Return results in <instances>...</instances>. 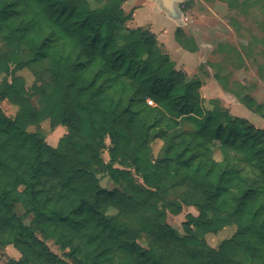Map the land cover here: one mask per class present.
<instances>
[{"label": "trees", "instance_id": "16d2710c", "mask_svg": "<svg viewBox=\"0 0 264 264\" xmlns=\"http://www.w3.org/2000/svg\"><path fill=\"white\" fill-rule=\"evenodd\" d=\"M126 1L0 0V102L16 108L0 109V251L19 254L5 264H264V130L217 102L204 110L201 82L149 30L125 26ZM239 102L264 120L263 104ZM45 120L66 129L61 153L28 131ZM101 174L123 189L102 188ZM176 188L179 203L167 202ZM184 206L197 215L179 234L163 219ZM229 226L217 248L206 243Z\"/></svg>", "mask_w": 264, "mask_h": 264}, {"label": "rangeland", "instance_id": "374dc122", "mask_svg": "<svg viewBox=\"0 0 264 264\" xmlns=\"http://www.w3.org/2000/svg\"><path fill=\"white\" fill-rule=\"evenodd\" d=\"M107 2L108 0H89V5L91 8H98ZM174 7L180 14L179 21H174L169 16L159 0H128L122 5V9L126 14L130 13L132 19L125 26L129 29L149 30L154 34L160 50L171 57L175 69L184 72L188 78L201 82L199 93L204 110L216 102L221 108L239 106L233 110L232 116L245 119L255 128L264 130V120L239 102V98L248 96L257 104L264 105V0H182ZM177 28L183 33L182 41L189 51L176 43L174 35ZM29 58L30 55L22 49L19 59L26 61ZM12 68L11 65L10 70ZM15 74L25 80L27 87L33 81L28 69ZM3 77L4 74H0V79ZM6 78L9 80L8 76ZM0 109L8 117H13L16 112V108L6 101L0 102ZM180 125L185 130L191 129L186 122L182 121ZM28 131H39L44 142L61 153L59 141L66 134L64 127L52 128L49 121L45 120L38 127H29ZM105 145L109 147L108 139L105 140ZM160 147L161 141H154L150 157L156 158ZM101 158L108 163L106 150ZM214 159H221L217 151ZM177 168L178 166H171L170 170L175 171ZM132 176L140 182L137 176ZM98 178L102 188L123 189L122 182L114 185L107 175L101 174ZM182 192L183 188L169 191L166 201L179 203ZM22 212L19 206L15 208L17 215ZM109 214H114V211ZM187 214L196 216L197 212L193 207L186 206L182 207L177 216L166 211L163 222L177 233L183 234L182 223ZM30 221V216L23 220L26 225ZM233 232L234 227L229 226L216 234H207L205 241L211 248H217ZM46 245L54 254L62 256V251L53 241H47Z\"/></svg>", "mask_w": 264, "mask_h": 264}, {"label": "crops", "instance_id": "0c3cea01", "mask_svg": "<svg viewBox=\"0 0 264 264\" xmlns=\"http://www.w3.org/2000/svg\"><path fill=\"white\" fill-rule=\"evenodd\" d=\"M128 1V0H127ZM126 1V2H127ZM125 2V3H126ZM124 3V4H125ZM126 13V12H125ZM179 46V45H178ZM165 49V48H164ZM166 51V50H165ZM187 52V51H186ZM189 53V52H188ZM192 54V53H190ZM239 106H222L223 109L227 110L231 115L233 114V110L238 108ZM19 254L14 250L11 246L5 247L2 251H0V264H5L9 260H18Z\"/></svg>", "mask_w": 264, "mask_h": 264}, {"label": "water", "instance_id": "95a60500", "mask_svg": "<svg viewBox=\"0 0 264 264\" xmlns=\"http://www.w3.org/2000/svg\"><path fill=\"white\" fill-rule=\"evenodd\" d=\"M162 7L174 21H179L180 14L176 11L174 5L182 2V0H159Z\"/></svg>", "mask_w": 264, "mask_h": 264}, {"label": "built area", "instance_id": "2783aa9c", "mask_svg": "<svg viewBox=\"0 0 264 264\" xmlns=\"http://www.w3.org/2000/svg\"><path fill=\"white\" fill-rule=\"evenodd\" d=\"M148 104H149V105H152V102H151V101H148Z\"/></svg>", "mask_w": 264, "mask_h": 264}]
</instances>
